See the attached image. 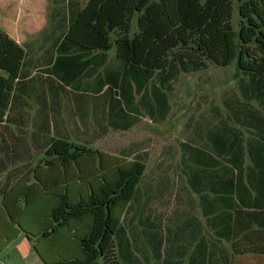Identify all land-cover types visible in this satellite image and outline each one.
Masks as SVG:
<instances>
[{
	"label": "trees",
	"instance_id": "trees-1",
	"mask_svg": "<svg viewBox=\"0 0 264 264\" xmlns=\"http://www.w3.org/2000/svg\"><path fill=\"white\" fill-rule=\"evenodd\" d=\"M61 1L65 6L56 11L55 22L62 32L53 42L55 54L39 73L28 68L25 48L0 29V129H21L0 133V149L10 155L29 142L51 170L62 169L68 179L47 178L39 164L32 185L24 177L7 182L4 191L17 197L8 216L30 241L32 236L51 238L55 249L62 234L70 233V245L56 260L43 257L45 264H133L124 217L147 164L141 157L110 161L68 131L78 126L89 130L95 123L100 128L103 119L109 128H125L136 99L161 103L164 89L186 65L237 63L241 71L264 77V0H239V32L232 24L235 0ZM135 18L138 32L133 33ZM210 143L212 154L199 157L200 179L209 178L219 196L214 207H223L224 227L264 256V149L250 151L254 167L247 183L242 137L221 130ZM209 162L213 173L205 167ZM39 188L52 222L35 234L24 222ZM170 259L164 262L176 264L171 254ZM204 260L201 253L190 264Z\"/></svg>",
	"mask_w": 264,
	"mask_h": 264
},
{
	"label": "rangeland",
	"instance_id": "rangeland-1",
	"mask_svg": "<svg viewBox=\"0 0 264 264\" xmlns=\"http://www.w3.org/2000/svg\"><path fill=\"white\" fill-rule=\"evenodd\" d=\"M241 4L234 2L232 24L237 32L243 21ZM64 6L61 0H0V29L25 48L33 73L45 68L55 54L53 42L62 32L56 29L55 13ZM134 32H138L137 18ZM110 59L112 63L113 52ZM131 113L125 128L113 130L103 119L94 133L72 138L103 154H117V159L141 157L147 164L124 217L133 264H166L170 254L176 264H190L201 253L203 264H264V256L255 253L248 240H240L234 230L224 227L228 217H221V205L215 209L219 196L212 191L209 178L200 179L203 167L198 164L200 154H212L213 133L235 131L246 149L249 183L248 174L254 167L250 151L264 149V77L241 71L237 63L229 67L213 62L186 65L164 89L161 103L155 98L143 103L137 98ZM205 167L213 173L210 162ZM25 236L22 232L19 240L1 247L5 246L1 262L43 264L33 247L31 251L22 248V241L28 244Z\"/></svg>",
	"mask_w": 264,
	"mask_h": 264
},
{
	"label": "crops",
	"instance_id": "crops-1",
	"mask_svg": "<svg viewBox=\"0 0 264 264\" xmlns=\"http://www.w3.org/2000/svg\"><path fill=\"white\" fill-rule=\"evenodd\" d=\"M95 128H90L89 130H84L81 126L78 127H71L70 134L80 136L84 134H92L98 128L97 124H93ZM113 129V128H111ZM11 129H0L1 134H8V131ZM21 129H12L15 134H18ZM114 130V129H113ZM9 135V134H8ZM21 147H16L11 149L12 153L9 155L5 153L6 149H0V183L3 181V185L0 186V258L3 253V248L8 244L16 242L20 239L22 230L20 227L14 224V222L8 216V207L16 208V195L15 194H8L7 191H4V187L6 186L7 182H17L20 181L21 178H30V185L33 184V172L39 164L42 166V169L45 172V176L51 180L53 178H57L61 182H65L67 179L64 175L62 169L53 171L47 166V163L44 162L42 154L38 152V148L33 146L29 142L20 143ZM99 150V149H98ZM101 151V150H100ZM102 152V151H101ZM108 156L107 158L112 161L117 158V154H104ZM40 158H39V157ZM38 160L36 161V159ZM36 161V162H35ZM34 163V165H33ZM29 167V168H28ZM75 177L79 174L78 171L71 170ZM68 175V174H67ZM68 180V179H67ZM1 185V184H0ZM38 196L33 198L31 196V200L34 201L35 205L32 206L30 209V215L25 220L24 224L27 230H31L35 234H39L42 230L46 229L48 225L51 224L52 220L50 218L51 210L47 208L46 205L47 199L46 194L42 191V188L37 189ZM20 207L19 212L23 211V206L18 205ZM33 209V210H32ZM29 212V209H28ZM32 240L30 241L26 236L25 239L28 241V244L22 241V248L26 251H31L32 247L33 250L36 251L44 263V259L48 261H53L58 258V253H61L65 247H67L68 243H70L71 235L70 233H66L61 236L62 242L58 244L57 249L53 248L54 239L47 238V239H38L36 237H31ZM57 238V237H56ZM34 244V245H33ZM5 245L2 249L1 247ZM32 245V246H31ZM41 246V247H40ZM52 247L53 249L49 248ZM42 254V255H41ZM1 264H4L0 261Z\"/></svg>",
	"mask_w": 264,
	"mask_h": 264
}]
</instances>
